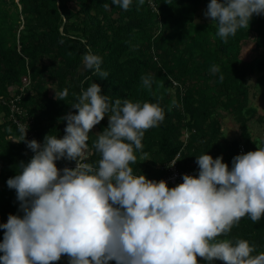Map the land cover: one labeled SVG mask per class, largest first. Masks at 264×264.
<instances>
[{
    "label": "clouds",
    "instance_id": "1",
    "mask_svg": "<svg viewBox=\"0 0 264 264\" xmlns=\"http://www.w3.org/2000/svg\"><path fill=\"white\" fill-rule=\"evenodd\" d=\"M127 11L132 0H112ZM144 0H138L142 6ZM108 7L107 4L104 5ZM253 15H264V0H210L205 18L217 25L224 43L238 29L249 27ZM62 42V41H61ZM86 69L101 79L102 58L89 48L82 57ZM210 71H220L213 65ZM223 80V76H220ZM145 88L152 79L141 77ZM68 91L56 93L65 100ZM65 120L64 136L47 134L43 144L21 138L34 153L7 180L23 215L9 214L0 224V264H52L62 256L68 264H264V252L243 238L228 237L241 219L255 224L264 217V148L232 158L196 157L198 176L183 174L182 183L134 175L131 164L147 161L145 132L165 119L159 103L110 100L98 83L82 89ZM108 117V126L89 147V133ZM94 149V152H93ZM93 154L99 160L87 162ZM75 162L59 169L57 161Z\"/></svg>",
    "mask_w": 264,
    "mask_h": 264
},
{
    "label": "trees",
    "instance_id": "2",
    "mask_svg": "<svg viewBox=\"0 0 264 264\" xmlns=\"http://www.w3.org/2000/svg\"><path fill=\"white\" fill-rule=\"evenodd\" d=\"M208 1L144 0L138 6V0H132L124 11L112 0H0V95L6 101L13 96L10 87H15L14 93L22 89L16 103L32 119L35 140L43 144L47 134L64 135L61 127L67 122L61 118L75 110L71 105L82 89L98 83L113 102L127 98L159 103L165 112L164 121L145 132L143 152L149 160L140 159L137 151V162L130 165L134 174L162 177L176 154L177 169L193 176L199 172L196 157L206 153L223 156L231 168L237 142L220 137L214 109L221 106L234 117L243 146L255 151L247 141L242 111L247 104L245 79L256 71L264 96V15H253L248 29H238L224 43L215 22L192 21L198 4ZM248 32L262 52L256 62L238 57V40ZM89 48L102 58L107 79L85 66L77 72ZM213 65L220 71L213 74ZM143 76L152 79L151 89L143 86ZM65 89L66 99H57L56 93ZM0 114V179L7 185L20 162L27 163L34 153L19 142V131L6 120L7 108L1 103ZM183 132L184 143L179 138ZM17 205L14 189H0V224L14 215ZM3 232L0 229V242ZM222 238H243L256 246L253 255L264 252V217L254 224L246 216Z\"/></svg>",
    "mask_w": 264,
    "mask_h": 264
},
{
    "label": "rangeland",
    "instance_id": "3",
    "mask_svg": "<svg viewBox=\"0 0 264 264\" xmlns=\"http://www.w3.org/2000/svg\"><path fill=\"white\" fill-rule=\"evenodd\" d=\"M147 2L150 3V0H147ZM209 2L210 0L208 1V3ZM208 3L201 2L195 8L194 13H193V18H192V21L194 23L203 24V23L212 22L210 19L205 18L204 16V12L207 9ZM69 6L73 8L72 7L73 5H71L70 3H69ZM237 53H238V57L243 60L256 62L259 59L262 52L260 48L255 47L253 35L251 32H248L246 36L238 40ZM83 68H84V64L82 62L80 66L78 67L77 72L82 71ZM257 75H258V72L256 71L251 76L245 79V85L247 87V104H246L245 109L242 111V114L244 115L246 119L245 124H246L247 141L251 144V147L253 148V150H257V148H264V96H263L262 87L255 80ZM76 111L77 110L75 109L71 112L76 113ZM214 111L219 121L220 137L226 141H236L237 146L240 144L243 145L244 137H242L239 125L234 119V117L228 114L221 106H216ZM2 121H3V116L0 114V122ZM107 126H108V117L106 115L105 118L100 122V124L96 125L92 129V131L89 133L90 139L88 141V144L90 148H92V144L96 139V133L102 132ZM65 127L66 125L61 127L63 132H64ZM185 133L186 132H183L179 137L183 141V143L185 142L186 137H187L186 136L187 133L186 134ZM6 140L10 143L16 142V139L12 137H7ZM249 151L251 150L250 149L247 150L244 147V153H247ZM93 152H94V149H93ZM212 152L213 151H211V153ZM235 153H236V150H235ZM211 156L213 157V154H211ZM148 159H149V156H148ZM88 161L89 162L97 161L95 159V154L92 155V160H88ZM73 163L75 162H69V161L63 160L62 164L57 167L64 166L67 164L70 165ZM17 174H18V169H15L12 175L15 176ZM0 189H3L5 193H7V190H9L6 183H4L1 179H0ZM14 215H21V216L23 215V213L19 211V205H17ZM197 260L201 264H207V262H205L200 257H197ZM212 264H224V262L220 260H215L212 262Z\"/></svg>",
    "mask_w": 264,
    "mask_h": 264
},
{
    "label": "built area",
    "instance_id": "4",
    "mask_svg": "<svg viewBox=\"0 0 264 264\" xmlns=\"http://www.w3.org/2000/svg\"><path fill=\"white\" fill-rule=\"evenodd\" d=\"M173 84H175L173 82ZM9 90L12 92L13 96L10 97L8 100H3L2 96L0 95V103L4 106H6L7 108V114H6V120L10 121L11 124H13L19 131V127L22 125L27 129V135H26V140L30 141L35 139L34 137V132L32 130V119L29 118L24 109L18 105L16 103L17 100H19V97L22 95V89L19 88V92L18 93H14L15 92V87H10ZM19 134L21 136V133L19 131ZM186 134V133H185ZM24 146H27V144L25 142H23ZM244 153V147L242 144L238 145L236 148V155L242 154ZM177 157V154L175 155V157L170 160L167 164H166V169H165V174L162 177H159L157 179H152V180H165L168 184V186L170 185H177L182 183V176L183 174H189V175H193L192 172H181L177 169V166L175 164V159ZM75 167V163L73 164H67L64 166H60L58 167L59 169H63L64 167ZM134 175H138V174H134ZM150 179V178H148Z\"/></svg>",
    "mask_w": 264,
    "mask_h": 264
},
{
    "label": "crops",
    "instance_id": "5",
    "mask_svg": "<svg viewBox=\"0 0 264 264\" xmlns=\"http://www.w3.org/2000/svg\"><path fill=\"white\" fill-rule=\"evenodd\" d=\"M90 160H92V157ZM87 162H89V161H87ZM89 163H91V162H89ZM52 264H68V259H67V257L62 256V258L59 261L52 262Z\"/></svg>",
    "mask_w": 264,
    "mask_h": 264
}]
</instances>
